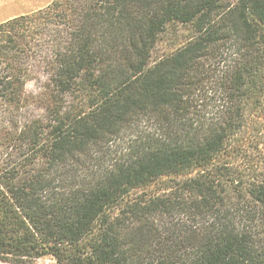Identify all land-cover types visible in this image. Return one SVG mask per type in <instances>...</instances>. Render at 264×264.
Segmentation results:
<instances>
[{"label": "trees", "instance_id": "trees-1", "mask_svg": "<svg viewBox=\"0 0 264 264\" xmlns=\"http://www.w3.org/2000/svg\"><path fill=\"white\" fill-rule=\"evenodd\" d=\"M170 26L185 41L152 61ZM46 256L264 264V0H53L0 22V262Z\"/></svg>", "mask_w": 264, "mask_h": 264}, {"label": "rangeland", "instance_id": "rangeland-1", "mask_svg": "<svg viewBox=\"0 0 264 264\" xmlns=\"http://www.w3.org/2000/svg\"><path fill=\"white\" fill-rule=\"evenodd\" d=\"M51 1L53 0H0V13H10L11 15H15L27 12V14H29L42 7H45ZM36 6L41 7L37 8ZM13 17L0 16V22ZM170 27L171 29L162 33V35L160 36L152 53V61H155L160 58V56L169 53L172 49L179 46L183 43V41H185L187 32L184 27ZM47 80L48 74L46 73V68L42 64H36V66L32 68V78L28 80L26 86L27 93L31 96L39 98L45 90ZM33 111L37 114L41 113L42 109L36 107L33 109ZM0 264L4 263L0 262ZM33 264H54V260L51 257L46 256L37 259Z\"/></svg>", "mask_w": 264, "mask_h": 264}, {"label": "crops", "instance_id": "crops-1", "mask_svg": "<svg viewBox=\"0 0 264 264\" xmlns=\"http://www.w3.org/2000/svg\"><path fill=\"white\" fill-rule=\"evenodd\" d=\"M1 6V5H0ZM4 6V5H2ZM37 8H40L41 6H36ZM35 7V8H36ZM23 14H27V12H23V13H19V14H15V15H11L10 13H0V16H11V17H15V16H19V15H23ZM7 20V19H6ZM5 21V20H4ZM2 22V21H1Z\"/></svg>", "mask_w": 264, "mask_h": 264}]
</instances>
